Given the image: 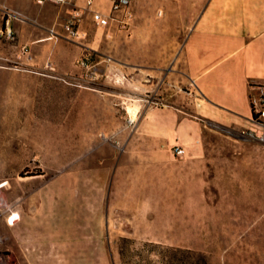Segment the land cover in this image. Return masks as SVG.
<instances>
[{"label":"rangeland","instance_id":"obj_1","mask_svg":"<svg viewBox=\"0 0 264 264\" xmlns=\"http://www.w3.org/2000/svg\"><path fill=\"white\" fill-rule=\"evenodd\" d=\"M94 4L113 20L84 17L83 39L63 31L72 6H49L63 16L49 36L74 45L67 72L7 37V20L35 21L3 7L0 264H116L120 238L264 264V130L206 117L185 54L205 24L264 32V0H132L129 25L112 0Z\"/></svg>","mask_w":264,"mask_h":264},{"label":"crops","instance_id":"obj_2","mask_svg":"<svg viewBox=\"0 0 264 264\" xmlns=\"http://www.w3.org/2000/svg\"><path fill=\"white\" fill-rule=\"evenodd\" d=\"M85 1L77 3L83 6ZM4 6L35 21L25 23L12 19L9 20L11 27L7 28L22 34L21 45L28 48L31 60L35 63L45 60V65L67 72L75 60L74 45L49 36V30L63 17L60 12H53L50 5L37 6L34 0H0V27ZM85 18L91 19V16ZM216 29L215 25L205 24L190 36L185 50L187 79L199 96L196 101L201 102L206 117L222 124L243 126V120L249 122L251 118L250 96L256 87L264 85V32L252 37L242 26Z\"/></svg>","mask_w":264,"mask_h":264},{"label":"built area","instance_id":"obj_3","mask_svg":"<svg viewBox=\"0 0 264 264\" xmlns=\"http://www.w3.org/2000/svg\"><path fill=\"white\" fill-rule=\"evenodd\" d=\"M132 0H112L111 12L120 13L122 22L129 25L133 19V13L130 11L129 6ZM78 0H34L37 6L54 5L65 6L70 5L71 10L67 20L62 24L63 31L67 36L72 39H83L86 37V32H81L80 26L86 15L91 16L93 24L97 28H105L109 26L111 20H113L111 14H104L103 12L95 9L94 0H86L83 6L78 5ZM9 17H18V13L7 12ZM9 23V20L6 21ZM6 30H8L6 28ZM53 35H57L55 30L50 31ZM7 37L12 38V31H7ZM26 48V47H24ZM90 58L88 56L82 58L79 61V65L85 69L92 67L89 63ZM255 94L251 97L250 103L252 106L251 119L257 126L264 130V85L256 87ZM256 116V119H254ZM175 152L178 156L184 154V149L181 146H176Z\"/></svg>","mask_w":264,"mask_h":264},{"label":"trees","instance_id":"obj_4","mask_svg":"<svg viewBox=\"0 0 264 264\" xmlns=\"http://www.w3.org/2000/svg\"><path fill=\"white\" fill-rule=\"evenodd\" d=\"M252 96H250L251 99ZM251 104V103H250ZM252 111V106H251ZM256 119V116H254ZM134 240L120 238L118 241L119 261L116 264H195L190 257L182 253L179 248L160 247L153 243H145L142 249L132 248ZM156 256L155 261L151 257ZM199 263V262H198ZM202 263V262H201ZM204 264V262H203ZM206 264V263H205Z\"/></svg>","mask_w":264,"mask_h":264}]
</instances>
